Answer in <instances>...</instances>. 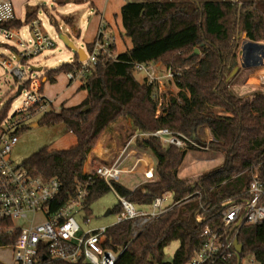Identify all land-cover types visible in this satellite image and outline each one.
<instances>
[{
    "label": "trees",
    "instance_id": "obj_1",
    "mask_svg": "<svg viewBox=\"0 0 264 264\" xmlns=\"http://www.w3.org/2000/svg\"><path fill=\"white\" fill-rule=\"evenodd\" d=\"M37 17L38 9L28 11L24 20L16 19L11 26L23 27ZM122 22L133 47L97 66L81 87L88 91L82 103L51 110L38 120L39 125L65 124L77 137L76 145L69 149L46 146L27 162L47 178L62 182L58 198L50 205L51 211L57 210L89 179L85 164L103 131L120 118L131 119L139 133L136 147L154 155L158 175L134 190L116 183L117 191L138 206H149L165 193H171L175 201H186L135 237L132 220L108 226L105 247L119 252L115 264H186L202 246L205 227L221 224L222 203L245 195L251 180L248 169L264 154V92L238 96L228 79L239 63L242 35L264 41V0H130L122 8ZM79 62L77 54L73 62L46 70L44 77L54 82L56 75L73 70ZM138 62H160L180 71L174 80L178 92L163 93L162 111L154 97L155 86L140 82L133 73ZM15 97L5 104V112ZM88 105L90 111L83 113ZM201 127L210 129L214 140L207 146L213 154L222 153L223 162L191 182L180 177V167L190 151L201 148L165 144L148 133L168 128L198 137ZM88 189L85 217L91 204L112 190L96 177ZM121 211L120 202L111 209L116 215ZM199 214L206 216L202 223L197 220ZM237 237L244 245L241 257L255 256L264 264V222L244 225ZM174 241L180 245L168 261L165 250ZM44 263L92 264L85 259L51 258ZM218 264H238V258Z\"/></svg>",
    "mask_w": 264,
    "mask_h": 264
},
{
    "label": "built area",
    "instance_id": "obj_2",
    "mask_svg": "<svg viewBox=\"0 0 264 264\" xmlns=\"http://www.w3.org/2000/svg\"><path fill=\"white\" fill-rule=\"evenodd\" d=\"M16 19L18 17L14 1L0 0V38L3 39L0 43L11 48L16 62L1 57L0 61L14 76L17 90L19 85H23L22 92L18 95L23 96L21 105L13 111L9 109L5 112L6 102L0 108V249L12 250L14 264H45L47 258L68 261L85 259L92 264H115L119 252L105 247L108 226L84 230L80 223L81 219L89 222V217L84 216L90 193L88 186L93 177L105 180L116 193L122 211L117 214L115 223L132 220L133 237L186 200L175 201L171 193H165L149 206H138L117 191L115 184L121 183L124 173L141 174L140 184L157 179L155 167L144 156L136 158L130 167L124 165L123 156L131 144L130 141L114 162L100 163L94 166L93 170H86L89 179L86 183L79 184L77 194L59 209L50 210L51 203L58 198L62 190L60 179L47 178L40 169L34 170L27 161L17 163L12 156L20 141L21 132L32 126L45 113L57 110L54 100L44 92L41 78L33 76L32 66L22 67L29 59L54 48L56 42L46 33L38 17L28 24L30 39L27 40L21 27L11 26ZM115 42V37L106 25L101 24L92 49L86 51V59L80 60L73 70L67 72L70 81L85 82L99 64L117 59L118 52L113 49ZM161 65L164 64L138 62L134 64L133 71L142 74L143 81L155 87L159 85L162 90L165 86L161 84L159 75ZM163 68L164 75L174 82L180 71L166 65ZM154 97L158 100L156 91ZM158 103L161 107L162 95ZM148 134L159 137L165 144L180 148L190 145L206 148L208 145L206 143L204 146L194 137L168 128ZM138 135L139 133L134 138ZM90 157L91 155L87 163L91 160ZM248 170L251 180L245 195L239 199H227L222 203L221 224L205 227L202 246L186 264L229 262L237 256L235 241L241 228L244 225L264 222V154ZM205 219L203 214L197 216L200 223ZM247 264L259 262L252 256Z\"/></svg>",
    "mask_w": 264,
    "mask_h": 264
},
{
    "label": "rangeland",
    "instance_id": "obj_3",
    "mask_svg": "<svg viewBox=\"0 0 264 264\" xmlns=\"http://www.w3.org/2000/svg\"><path fill=\"white\" fill-rule=\"evenodd\" d=\"M25 0V4L22 7L23 13L25 14L27 11H32L33 9H38V18L42 21L43 27L46 33L54 39L56 42V46L52 49L45 50L42 54L35 56L28 60L25 64H22V67H42V71H32L33 76H38L42 80V84L46 81L44 77V73L46 70L57 68L63 63L70 62V59L73 58V54L75 51L70 49L60 38V34L66 35L69 40H71L78 48L80 47L79 41L76 37L73 36L71 31L68 29L67 24L70 23L67 21V18H70L71 12H65L63 8L65 6L64 3H58L62 0H58L54 5L60 9L61 14L55 13L56 18L58 19V24L52 22L50 16L46 12L45 8L41 6V3L47 4L50 8L52 7L51 2H47L48 0H28V3ZM21 3V0H18ZM27 3V4H26ZM40 6V7H39ZM53 10V9H51ZM24 20V19H23ZM22 33L25 34L27 40L30 39L29 33V25H25L21 27ZM247 36L244 33L241 37V46L244 40H247ZM0 40H3L0 38ZM264 43V41H262ZM5 43V42H4ZM12 46L11 44H8ZM239 50V51H240ZM240 55V52H239ZM0 57L2 59L9 58L14 63L16 62L14 55L11 51V48L6 46H0ZM264 58H262L261 64L253 67H242L241 59L239 58L238 70L229 75L230 87L235 94L238 96H249L255 91L264 92ZM164 65L160 66V80L163 87L165 89L160 90L159 85L155 87V91L157 92L158 100H163V93L172 92L176 94L178 89L176 88L172 79H169L164 75ZM136 78L142 82L144 77L142 74L133 72ZM164 75V76H163ZM254 76V77H253ZM256 76V77H255ZM64 75L59 77V82L57 84H45V92L50 95L51 92L57 93L55 96L58 101H62L64 98V92L59 93V91H63L61 84L64 80ZM160 84V85H161ZM57 91V92H55ZM69 91V89H68ZM17 92V88L15 86V78L8 71V69L4 66V64L0 61V108L9 101L10 97L15 95ZM69 92H67L68 94ZM72 96V95H70ZM78 95L75 97H71L70 100L67 101L68 105L75 103ZM23 96H16L14 100L11 102V111L15 110L22 103ZM57 101V102H58ZM65 106V105H64ZM58 110L61 108L59 106ZM159 111H162V106L159 108ZM39 120V119H38ZM36 120L35 123H38ZM136 131L134 129V122L131 119L120 118L115 123L111 124L103 133L100 135L96 146L91 151V160L86 162L85 171L93 170L94 166L99 165L100 163H112L117 158L121 150L126 146L127 142L132 138L135 140ZM198 137L202 142L208 144L214 140L211 131L208 127H201L198 131ZM76 142V137L73 133H71L65 124H58L54 126H46V125H37V126H29L26 130L21 132V138L19 143L16 145L13 152V159L17 163H22L27 161L32 156H37L41 149L44 147H55L57 149H65ZM201 148L200 150L190 151L185 162L180 167V177L187 179L191 182H195L199 179V177L222 164L223 162V154L217 153L213 154L209 151V147ZM73 147V146H72ZM71 148V147H70ZM139 149V148H138ZM140 150V149H139ZM148 156H144L147 160H149L156 169V158L151 152L143 151ZM89 155V156H90ZM156 172V176H157ZM142 181L141 174H130L124 173L121 176V183L128 190H132V188L137 187L139 183ZM143 184V183H142ZM134 190V189H133ZM119 204V199L116 193L111 190L104 194L102 197L97 199L91 204L89 222L80 220L81 226L84 230L88 229H98L101 227L110 226L115 223L117 219V215L115 213L107 214V212L111 209H114ZM86 216V215H85ZM84 216V217H85ZM180 243L179 241H174L170 244L165 250V258L168 261L173 259V256L178 249ZM252 259V256H246L243 259V264H247ZM0 264H14V260L12 257L11 249H0ZM53 264V263H50Z\"/></svg>",
    "mask_w": 264,
    "mask_h": 264
},
{
    "label": "crops",
    "instance_id": "obj_4",
    "mask_svg": "<svg viewBox=\"0 0 264 264\" xmlns=\"http://www.w3.org/2000/svg\"><path fill=\"white\" fill-rule=\"evenodd\" d=\"M13 1L18 19L20 20L25 19L26 14L28 12L27 11L25 14L23 13L24 11L22 7L25 4V0H21V3L18 2V0H13ZM128 1L130 0H62L60 2H58V0H48L47 2H51L53 4L51 8L47 4H43V3H41V6L45 8L52 22L58 24V19L56 18L55 13L61 14L59 13L61 11L58 7H56V5H54V3L58 2L65 4V6L63 7L65 8L64 11L71 12L69 16L70 18H67V21L70 22L67 24L68 29L71 31L73 36L77 38L80 47L83 48L85 51L88 50V44L94 42V40L98 36V32L101 24H105L109 32H111L115 37L117 52L123 53L133 47V42L131 38L125 34V28L122 22V8ZM26 2L28 3V0ZM76 57H77V53L75 52L73 54V58L70 59V62H73L76 59ZM63 75L65 77L61 84L63 91L58 90V92L59 93L64 92L63 94L64 99L59 102L58 99L55 97L57 93L51 92L49 95L45 92V84L50 83L55 85L59 82L58 81L59 77ZM83 84L84 82L80 80L70 81V79L67 76V72H62L55 76L54 82H51L46 79V81L43 82L42 86L46 95L54 100L55 106L62 107L65 105L66 107H70L82 103L87 98L88 91L86 89L81 88ZM67 92L69 93L67 94ZM77 95L78 98L75 101V103L68 105L67 101L70 100L71 97H75ZM56 109L58 110V107H56ZM35 124L36 123H34L32 126H35ZM130 141L131 144L127 147L123 156L125 159L124 165L128 167H130L134 163L136 158L142 155L146 157L148 156L146 153L142 152V150H139L136 147L135 140L131 139ZM130 141H128L127 144ZM76 143H77V137L75 144H73L72 146H75ZM125 148L126 146L123 149ZM50 149H57V148L50 147ZM133 189H135V187L132 188V190Z\"/></svg>",
    "mask_w": 264,
    "mask_h": 264
},
{
    "label": "water",
    "instance_id": "obj_5",
    "mask_svg": "<svg viewBox=\"0 0 264 264\" xmlns=\"http://www.w3.org/2000/svg\"><path fill=\"white\" fill-rule=\"evenodd\" d=\"M60 38L63 40V42L70 48L73 49L78 55L80 60H84L86 59V51L83 48H78L71 40H69V38L66 35L60 34ZM261 47H264V43L263 42H255L252 40H244L241 46V50H240V59H241V64L242 67H253V66H258L261 64L262 61V57L264 56V53L261 49ZM199 53V49L197 48L195 50V54ZM239 66H237L232 74H234L237 70H238ZM32 70L33 71H42L43 68L42 67H34L32 66ZM23 89V85H19L16 96L20 95V93L22 92ZM91 109V105L86 106L82 112L83 113H87L88 111H90ZM39 125L38 123L35 124V126ZM194 138L201 143L202 145H206L205 142H201L199 140V138L197 136H194ZM111 210H109L107 212V214H110ZM235 247L237 250V258H238V264H241V253L244 250V245L239 242L238 239H236L235 241Z\"/></svg>",
    "mask_w": 264,
    "mask_h": 264
},
{
    "label": "bare ground",
    "instance_id": "obj_6",
    "mask_svg": "<svg viewBox=\"0 0 264 264\" xmlns=\"http://www.w3.org/2000/svg\"><path fill=\"white\" fill-rule=\"evenodd\" d=\"M260 50H262L263 51V53H264V47H261V49ZM262 58H264V56L262 57ZM264 60V59H263ZM254 77V76H253ZM256 77V76H255Z\"/></svg>",
    "mask_w": 264,
    "mask_h": 264
}]
</instances>
